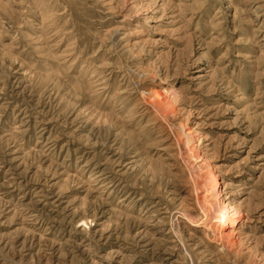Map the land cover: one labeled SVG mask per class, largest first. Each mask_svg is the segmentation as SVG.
Returning a JSON list of instances; mask_svg holds the SVG:
<instances>
[{
    "label": "rangeland",
    "instance_id": "374dc122",
    "mask_svg": "<svg viewBox=\"0 0 264 264\" xmlns=\"http://www.w3.org/2000/svg\"><path fill=\"white\" fill-rule=\"evenodd\" d=\"M180 127L243 211L232 254L182 213ZM0 264H264V0H0Z\"/></svg>",
    "mask_w": 264,
    "mask_h": 264
},
{
    "label": "bare ground",
    "instance_id": "6f19581e",
    "mask_svg": "<svg viewBox=\"0 0 264 264\" xmlns=\"http://www.w3.org/2000/svg\"><path fill=\"white\" fill-rule=\"evenodd\" d=\"M256 16L260 15L257 13ZM150 95L152 96L150 99L154 114L164 120L174 117L177 107L172 99L175 98V95L170 97V92L166 88L160 91H151ZM179 131L176 138L177 143L182 147V149L180 148L181 156L194 181L191 191L196 193V206L199 207V213H194L193 218L182 213L186 215L188 222L193 226L203 227L206 237L209 236L212 238L211 241H215L220 246V252L232 254L239 243L237 240L239 239V228H241L239 220L244 217L243 211L234 204L233 200L228 199L230 195L223 198L224 190L229 186V183L226 182L221 189L218 181L220 176L217 174L220 170L204 157L199 146L204 137H199L200 134L191 128L180 127Z\"/></svg>",
    "mask_w": 264,
    "mask_h": 264
}]
</instances>
